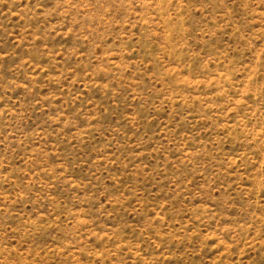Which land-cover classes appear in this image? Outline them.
Returning <instances> with one entry per match:
<instances>
[{
	"label": "rangeland",
	"instance_id": "rangeland-1",
	"mask_svg": "<svg viewBox=\"0 0 264 264\" xmlns=\"http://www.w3.org/2000/svg\"><path fill=\"white\" fill-rule=\"evenodd\" d=\"M0 264H264V0H0Z\"/></svg>",
	"mask_w": 264,
	"mask_h": 264
}]
</instances>
